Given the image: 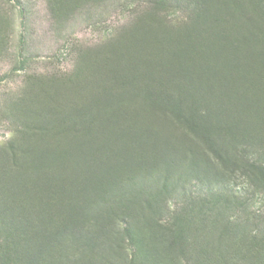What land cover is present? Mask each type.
I'll return each instance as SVG.
<instances>
[{"label":"rangeland","instance_id":"374dc122","mask_svg":"<svg viewBox=\"0 0 264 264\" xmlns=\"http://www.w3.org/2000/svg\"><path fill=\"white\" fill-rule=\"evenodd\" d=\"M245 4L263 15L264 0ZM186 5L159 30L146 0H0V148L31 146L52 167L39 197L68 211L90 197L92 224L58 216L71 262L173 264V245L205 241L207 210L264 211V175L242 171L231 142L250 135L249 165L264 162V44L247 42L246 6L219 7L200 35Z\"/></svg>","mask_w":264,"mask_h":264},{"label":"trees","instance_id":"16d2710c","mask_svg":"<svg viewBox=\"0 0 264 264\" xmlns=\"http://www.w3.org/2000/svg\"><path fill=\"white\" fill-rule=\"evenodd\" d=\"M77 1L82 2L83 0ZM177 1L146 0L147 10L141 17H151L152 20L149 23L155 24V28L162 30L164 26L159 13L169 11L172 3ZM185 1L186 6L192 8L191 17L187 19L185 26L190 27L189 31L191 30L200 35L205 33L202 32V26L218 22L215 11L219 7H225L229 10L236 5L240 8L246 6L248 12L244 13V16L239 15L237 17L240 22H245V31L249 37V40L245 41L253 46L264 44V4L260 6L259 11L263 15L259 17L256 10H251L249 2L250 5H246L247 3L242 5L244 0H235L233 2L235 4H230L232 0ZM75 13L77 11L73 14ZM198 40L200 41L199 38ZM243 44H245L244 41L241 42V48L245 47ZM238 45L240 43L237 44L236 49H239ZM256 56L260 55L257 54ZM19 106L17 103L12 105L11 108L14 113L18 111ZM22 120V125H18V128H21L22 131H33L28 125L27 119ZM28 120H30V117H28ZM18 121L20 122L19 119ZM240 139L246 141L244 148L237 145V141H240ZM250 139V135L246 138L236 136L232 139L231 142L236 144L233 145L232 149L233 160L241 166L240 169L248 176H251L252 173L253 175H264V162L262 160L256 159L254 162H250V165L248 163L249 153L247 151L252 149ZM255 144L259 146V143ZM33 151L31 146L10 143L0 148V264H102L96 260L94 261L93 258H90L91 256L87 257V261L85 260L86 257H79L71 262L67 256L59 254L63 250L59 240H61L62 233L65 232L62 230L66 227L57 225L58 216L71 218L72 211H75L77 218L88 220L92 224L93 220L90 217L94 216L96 212L91 205L89 196L70 201L72 211H68V208L64 205H59V198L54 201L46 198V196L39 197L38 190L49 182L51 183L50 177L56 173L52 171V167H48L44 162L29 159L32 158L31 153ZM215 153L218 156V152ZM253 153L257 154L254 151ZM223 155L224 153L222 157ZM33 156L35 157V155ZM223 160L225 164L229 162L227 158ZM250 169L251 171H249ZM216 194L219 199L221 193ZM207 195H210L208 199L210 204L213 199L211 192H208ZM260 201L264 205V197L261 196ZM120 203L121 201H114L111 206H118ZM235 203L230 200V203L227 204L232 206ZM57 205L58 207H56ZM224 209L221 208L223 212L226 210L229 212V209ZM60 210L62 212H59ZM214 210L213 217L211 216L212 210L205 212V218L207 222H210L207 223L210 224L209 226H203L204 234L202 237L205 238V241L198 244L197 240L185 239L181 243L173 245V264H264V211L258 212L254 217H250V215L243 217L239 211H236V213H221L222 211L217 206ZM56 213L57 217L54 220ZM257 218H259L258 222L251 223L252 220ZM219 223L221 224V230L219 229ZM96 225L99 224H94L93 227H96ZM126 230L125 233L128 234V229ZM80 231H84V229ZM215 246L217 247L215 248ZM101 248L102 245H99V249ZM99 251L101 252V250ZM181 258H183V261L180 260ZM103 264L132 263L126 259L121 263L107 259Z\"/></svg>","mask_w":264,"mask_h":264}]
</instances>
